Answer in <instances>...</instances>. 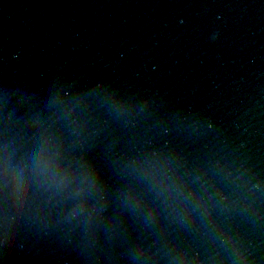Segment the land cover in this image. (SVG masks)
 Here are the masks:
<instances>
[{"label": "water", "instance_id": "95a60500", "mask_svg": "<svg viewBox=\"0 0 264 264\" xmlns=\"http://www.w3.org/2000/svg\"><path fill=\"white\" fill-rule=\"evenodd\" d=\"M0 264H264V0H0Z\"/></svg>", "mask_w": 264, "mask_h": 264}]
</instances>
